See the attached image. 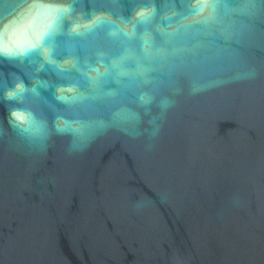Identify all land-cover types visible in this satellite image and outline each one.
Returning a JSON list of instances; mask_svg holds the SVG:
<instances>
[{
  "label": "water",
  "instance_id": "1",
  "mask_svg": "<svg viewBox=\"0 0 264 264\" xmlns=\"http://www.w3.org/2000/svg\"><path fill=\"white\" fill-rule=\"evenodd\" d=\"M178 87L143 134L83 153L30 150L0 103V264H264V7L197 41Z\"/></svg>",
  "mask_w": 264,
  "mask_h": 264
},
{
  "label": "clouds",
  "instance_id": "2",
  "mask_svg": "<svg viewBox=\"0 0 264 264\" xmlns=\"http://www.w3.org/2000/svg\"><path fill=\"white\" fill-rule=\"evenodd\" d=\"M261 7L264 0H0V65L31 81L0 73L7 129L37 153L53 136L69 138L70 154L112 132L135 138L144 116L174 103L196 42ZM49 69L60 82L41 78ZM37 84L53 89L55 103ZM148 123L155 135L157 119Z\"/></svg>",
  "mask_w": 264,
  "mask_h": 264
}]
</instances>
